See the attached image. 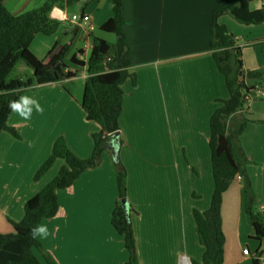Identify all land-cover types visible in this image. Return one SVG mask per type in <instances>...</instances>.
Returning a JSON list of instances; mask_svg holds the SVG:
<instances>
[{
    "label": "crops",
    "instance_id": "1",
    "mask_svg": "<svg viewBox=\"0 0 264 264\" xmlns=\"http://www.w3.org/2000/svg\"><path fill=\"white\" fill-rule=\"evenodd\" d=\"M20 1L9 0L8 4L13 8ZM43 1L35 0V4ZM224 1L123 0L122 27L135 83L126 79L121 85L118 157L127 173L126 198L132 206L130 220L138 264H178L182 254L191 263L201 259L203 246L192 212L205 211L210 204L213 177L209 121L221 100L228 97L224 77L209 49L211 13ZM263 4L264 0H249L252 10ZM59 9L67 18L69 8ZM110 15L107 13L103 21ZM91 20L90 16L88 28L92 33L95 25ZM218 22L241 47L264 38V24L242 26L229 14L220 15ZM245 30L250 39L240 44L244 40L240 32ZM42 41L47 47H40V53L31 50L40 59L50 45L48 38ZM72 43L65 53L69 52V59L77 56L79 49L85 56L89 54L90 38L82 37L78 46L71 47ZM250 47L258 52L255 61L244 56L243 68L264 66V43ZM71 67L77 70L74 77L22 92L20 96L39 100L44 112L41 115L33 111L31 119L24 120L11 111L6 123L16 129L18 137L5 130L0 132L1 233L13 232L11 221L21 220L26 200L53 179L63 165L62 159H56L39 179H33L59 135L65 137L78 157L91 155V134L99 130V125L86 119L80 104L85 67ZM242 115L249 119L239 138L249 160L245 168L256 195L254 208L264 213V100L249 101ZM56 193V214L39 224L45 225L49 234L46 238L37 236L55 261L125 264L128 252L110 223L117 198L111 152L105 149L97 166L86 169L70 186ZM243 213L241 183L236 176L222 196V264H236L248 257L241 246V231L246 228ZM37 255L41 264H46Z\"/></svg>",
    "mask_w": 264,
    "mask_h": 264
},
{
    "label": "trees",
    "instance_id": "2",
    "mask_svg": "<svg viewBox=\"0 0 264 264\" xmlns=\"http://www.w3.org/2000/svg\"><path fill=\"white\" fill-rule=\"evenodd\" d=\"M80 1L84 0H44L38 7L17 14L9 11L4 5V0H0V91L5 93L0 94V132L5 130L18 137L16 129L6 123L11 113L8 104L9 101L18 99L25 89L76 75L77 70H71L72 67L63 62L70 41L57 38L42 59L36 57L29 46L36 34L52 35L59 29L61 21L50 17L53 7L63 9ZM111 4V15L99 28L114 33L115 41L111 43L91 33V48L86 60L79 59L76 55L70 58L73 65L85 67L87 75L80 104L86 119L99 125V130L91 134V155L87 158L75 155L63 135L54 140L51 153L39 166L33 179H39L56 159H62L64 163L53 179L26 200L21 220L11 221L13 232H0V264H41L37 253L46 264H58L37 237H33L31 229L43 219L56 214L59 207L56 191L70 186L86 169L97 166L102 151L107 149L109 134L119 130L118 118L123 95L121 85L126 79L135 83V75L129 70V48L122 30L123 0H111ZM223 14H229L242 24H264V4L252 10L249 8V0H225L211 13L209 49L224 77L228 97L221 100V105L214 110L209 121L213 190L209 207L205 211L194 209L192 212L198 239L203 246L200 261L192 264L223 263L225 236L221 220L222 196L236 176L240 178L243 211L253 228L251 237L256 240L264 238V222L254 211L256 195L245 168L249 160L239 140L249 121L242 115V111L245 110L249 99L259 98L256 90L264 85V66L253 70L243 68L242 47L226 26L218 22V17ZM77 28L78 25H75L71 30H65L63 36L75 34ZM258 43H264V38L245 45ZM80 53H83L82 49L77 51V54ZM20 59L32 69V76L7 79ZM248 80L252 83H248ZM120 144L119 138V146ZM110 152L113 153V150ZM113 164L117 198L110 223L122 237L128 252L125 264H138L130 220L132 206L126 198L127 173L119 159L113 160ZM122 198L126 199L125 208L120 202ZM254 255L252 264H258L257 252Z\"/></svg>",
    "mask_w": 264,
    "mask_h": 264
},
{
    "label": "rangeland",
    "instance_id": "3",
    "mask_svg": "<svg viewBox=\"0 0 264 264\" xmlns=\"http://www.w3.org/2000/svg\"><path fill=\"white\" fill-rule=\"evenodd\" d=\"M4 1H5L4 4H5L6 8L9 11H12L13 13H17V14L22 13V12L27 11V10H30V9H33V8L40 5V4H35V0H22V1H20L19 4L15 5L13 8H11L8 4L9 0H7V1L4 0ZM111 7H112L111 0H84L83 2L74 3L71 6H68L69 13L65 12L67 14V18H66V20L61 21V24H60L57 32L52 34V35H43L40 33L36 34L30 43V46H29L30 50H33L34 53H37V54L40 53L39 52L40 47H47V44L43 43V41H42V40H45L47 38H48V40H50L49 41L50 45L48 46L47 49H50V47L53 45L54 41L57 38H61V39L66 40V41H70L71 43L73 42L71 47H74V45L75 46L81 45L82 44V37H83V39L90 38V41H91L92 35L102 37V38L106 39L107 41L113 43L116 39L115 34L111 33V32L102 31V30H100V28L98 26H96V25H98V23H100V21H103V19H105V16L107 15V13H109V12L111 13V9H112ZM122 8H123V4H122ZM81 11H83L86 14H89L92 17L91 24L95 25V28L93 29L92 35H91V31H89V28H88L89 23H86V24L81 23L80 27L78 26L75 34L70 33L68 36L64 37L63 32L67 29L71 30L75 26V24H73L69 21V18L71 17V15L73 13L80 14ZM122 12H123V10H122ZM123 18H124V16H123ZM238 23H240V22H238ZM242 26H251V25H249V24L244 25L243 24ZM122 30H123V27H122ZM240 33H242L243 38H244V40H242V42H240V44L246 43L247 40L250 39L248 37L247 31L245 30L244 32H240ZM45 51H47V50H45ZM257 52H258V50L256 48L254 49L253 47H250V45H244L242 47V51H241L242 59L244 58V56H246L247 60H249L248 58H250V61H255L254 55L257 54ZM42 57H43V55H42ZM63 62L65 64H67L68 66L73 65L69 59V52L63 58ZM245 70H248V69L246 68ZM31 76H32V69L29 66H27L23 60L20 59L17 61L15 67L13 68V70L11 71V73L9 74L7 79L14 78V77L27 78V77H31ZM261 87L262 88H259V89H261L264 92V85ZM27 89H29V88H27ZM259 89L256 90V93ZM258 100H264V96H259ZM104 151L105 150H103L102 153ZM102 153H101V155H102ZM111 159H112V156H111ZM112 161H113V159H112ZM256 209L254 208V211L260 216L261 220L264 222V213H262L261 210H256ZM243 214L245 215V213H243ZM244 220L245 221H243V222L246 223L245 224L246 228H243L241 231V234L243 236V244H241V246L243 248L246 247L247 249H249L251 254H250V256L247 257V259H241L236 264H252V258L255 257V255H254L255 252H257L256 257L259 259V264H264V238L261 240H256V239L252 238L251 235H253V228L250 225V223L248 222L246 215L244 217Z\"/></svg>",
    "mask_w": 264,
    "mask_h": 264
},
{
    "label": "clouds",
    "instance_id": "4",
    "mask_svg": "<svg viewBox=\"0 0 264 264\" xmlns=\"http://www.w3.org/2000/svg\"><path fill=\"white\" fill-rule=\"evenodd\" d=\"M0 94H5L0 91ZM8 107L11 111L17 113L22 119L30 120L35 111L38 114H43L44 108L34 97L22 95L16 100L9 101ZM31 142H29V147H31ZM33 237H47L48 236V229L45 225H37L33 229H31ZM192 264V263H191Z\"/></svg>",
    "mask_w": 264,
    "mask_h": 264
},
{
    "label": "built area",
    "instance_id": "5",
    "mask_svg": "<svg viewBox=\"0 0 264 264\" xmlns=\"http://www.w3.org/2000/svg\"><path fill=\"white\" fill-rule=\"evenodd\" d=\"M55 7H53V9L51 10L50 12V17L52 18H61V19H65L66 16L62 15V11L60 10V15L58 16H52V13L54 11ZM69 21L75 25H80L81 23L82 24H86L90 21V16L84 12L80 13V14H77V13H73L71 15V17L69 18ZM77 56L79 57V59H83V60H86L87 56H85L83 53H80V54H77ZM257 94L259 96H264V92L262 90H258L257 91ZM252 99H249V101H251ZM242 253L243 255H246V256H250V251L249 249H247L246 247L242 249ZM178 264H191V261L189 259L188 256H186L185 254H182L180 257H179V260H178Z\"/></svg>",
    "mask_w": 264,
    "mask_h": 264
},
{
    "label": "water",
    "instance_id": "6",
    "mask_svg": "<svg viewBox=\"0 0 264 264\" xmlns=\"http://www.w3.org/2000/svg\"><path fill=\"white\" fill-rule=\"evenodd\" d=\"M106 148L111 151L113 150V153H111L112 159L117 160L118 157V151H119V131H114L109 134L108 140L106 141ZM121 205L123 208L126 206V199H121Z\"/></svg>",
    "mask_w": 264,
    "mask_h": 264
},
{
    "label": "bare ground",
    "instance_id": "7",
    "mask_svg": "<svg viewBox=\"0 0 264 264\" xmlns=\"http://www.w3.org/2000/svg\"><path fill=\"white\" fill-rule=\"evenodd\" d=\"M61 13H60V9L58 8V7H55V9H54V11H53V13H52V16H58V15H60Z\"/></svg>",
    "mask_w": 264,
    "mask_h": 264
}]
</instances>
